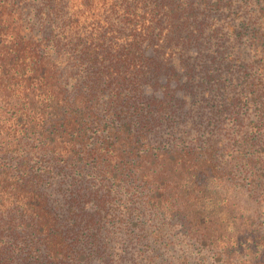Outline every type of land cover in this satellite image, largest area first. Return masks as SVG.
I'll use <instances>...</instances> for the list:
<instances>
[{"label":"trees","instance_id":"obj_1","mask_svg":"<svg viewBox=\"0 0 264 264\" xmlns=\"http://www.w3.org/2000/svg\"><path fill=\"white\" fill-rule=\"evenodd\" d=\"M122 190L264 264V0H0V264H110Z\"/></svg>","mask_w":264,"mask_h":264},{"label":"rangeland","instance_id":"obj_2","mask_svg":"<svg viewBox=\"0 0 264 264\" xmlns=\"http://www.w3.org/2000/svg\"><path fill=\"white\" fill-rule=\"evenodd\" d=\"M225 122L229 127L230 119H226ZM230 131L232 132L231 129ZM86 178L89 181V188L99 187L100 184L96 180ZM67 187L68 178L61 176L52 178L49 185L51 198L60 207L57 212L61 216L68 206L67 194L63 192ZM129 196L124 190L109 195V204L115 216H106L104 219L106 222L101 230L104 232L103 240L108 247L110 264H220L185 233L180 222L162 215L153 217L152 214L143 211L141 206L137 208L136 203L127 199ZM95 205L93 199H88L85 209L89 212L94 211ZM136 232L137 235L141 234L142 238L135 242L133 237ZM151 236L155 242L149 238ZM100 261L101 259L97 257L92 263L100 264Z\"/></svg>","mask_w":264,"mask_h":264}]
</instances>
